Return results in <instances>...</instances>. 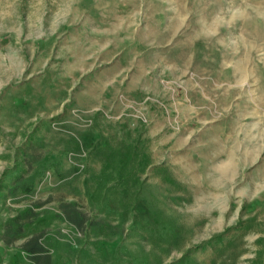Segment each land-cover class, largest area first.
Listing matches in <instances>:
<instances>
[{
  "label": "rangeland",
  "instance_id": "1",
  "mask_svg": "<svg viewBox=\"0 0 264 264\" xmlns=\"http://www.w3.org/2000/svg\"><path fill=\"white\" fill-rule=\"evenodd\" d=\"M48 257L264 264V0H0V264Z\"/></svg>",
  "mask_w": 264,
  "mask_h": 264
},
{
  "label": "trees",
  "instance_id": "2",
  "mask_svg": "<svg viewBox=\"0 0 264 264\" xmlns=\"http://www.w3.org/2000/svg\"><path fill=\"white\" fill-rule=\"evenodd\" d=\"M64 213L66 214L67 217V221L72 223L73 225H75L78 228L83 227L84 223H85V219L84 217L78 213L76 211V209L74 208V205H66L63 207ZM21 230H19L20 233ZM20 234H18V237ZM17 239V238H14ZM12 240H8V243H11ZM24 249L26 251H28L29 253H32L34 256V260L41 262L40 261V256L46 251L45 248L37 241V240H32L28 243H26V245H24ZM49 263V257L47 258V262L46 264Z\"/></svg>",
  "mask_w": 264,
  "mask_h": 264
},
{
  "label": "crops",
  "instance_id": "3",
  "mask_svg": "<svg viewBox=\"0 0 264 264\" xmlns=\"http://www.w3.org/2000/svg\"><path fill=\"white\" fill-rule=\"evenodd\" d=\"M12 241H13V240H12ZM11 243H12V242H11ZM24 245H26V244H24ZM24 245H23V248H22L23 250H25V249H24ZM25 251H26V250H25ZM26 252H27L28 254H30V256L33 255L32 253H29L28 251H26ZM34 257H36V256H34ZM49 263H50V260H49ZM49 263H48V264H49Z\"/></svg>",
  "mask_w": 264,
  "mask_h": 264
},
{
  "label": "bare ground",
  "instance_id": "4",
  "mask_svg": "<svg viewBox=\"0 0 264 264\" xmlns=\"http://www.w3.org/2000/svg\"><path fill=\"white\" fill-rule=\"evenodd\" d=\"M224 171V170H223Z\"/></svg>",
  "mask_w": 264,
  "mask_h": 264
}]
</instances>
